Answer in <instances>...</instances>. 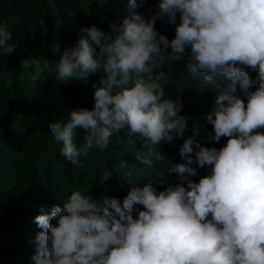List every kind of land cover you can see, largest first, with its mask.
I'll use <instances>...</instances> for the list:
<instances>
[{"label": "clouds", "instance_id": "1", "mask_svg": "<svg viewBox=\"0 0 264 264\" xmlns=\"http://www.w3.org/2000/svg\"><path fill=\"white\" fill-rule=\"evenodd\" d=\"M48 4L56 9L54 0ZM139 6L137 0H129L130 15L119 27L112 23L111 33L92 25L82 28L75 45L62 53L57 44L54 51L60 58L55 65L42 57L22 62L23 69L43 70L58 82L74 78L87 82L101 68L106 73L99 87L92 84V110H73L67 119L48 124L54 139L62 142L61 154L73 166L83 167L81 157L90 150L102 151L115 133L127 128L129 137L144 139L148 152L139 158L145 165L163 160L153 145L183 137L189 117L180 114V98H165L161 84L165 73L154 69L180 59L187 49L192 78L220 88L205 118L214 130L208 139L219 142L228 137L226 146L218 150L194 144V137L185 139L179 155L186 163L168 169L177 174L179 183L163 191L151 183L132 187L122 206L117 198L101 202L75 190L63 207L53 206L50 214L42 207L43 214L34 222L43 231L36 234L32 260L35 264H264V132L256 131L264 129V0H160L148 18L135 11ZM178 13L180 23L169 40L155 24L167 17L176 25ZM39 23L44 26V20ZM12 39L7 22L0 21V54L15 50L17 45L9 43ZM248 68L258 73L255 79ZM218 81L230 83L220 87ZM237 83L246 104L235 94ZM78 128L86 133L80 147L74 142ZM194 147L195 162L211 168L198 183L190 178L197 175L189 155ZM111 176L105 171L100 182Z\"/></svg>", "mask_w": 264, "mask_h": 264}, {"label": "trees", "instance_id": "2", "mask_svg": "<svg viewBox=\"0 0 264 264\" xmlns=\"http://www.w3.org/2000/svg\"><path fill=\"white\" fill-rule=\"evenodd\" d=\"M54 3L55 10L49 7L48 0H0V21H6L12 33L9 43L17 45L11 54H0V264H35L32 260L35 237L43 230L34 221L43 214L42 207L50 214L53 206L63 207L75 190L101 202L105 197L117 198L122 206L132 187L151 183L163 191L179 183L177 174L168 169L186 163L179 155L185 139L194 137V144L218 150L228 140V137H222L219 142L208 139L214 130L205 117L214 107L220 88L204 84L202 78H192L187 70L190 52L187 49L180 59L154 69V73H165L161 80L165 98H180L183 103L180 114L189 117L183 137L173 143L162 141L153 145L164 159L145 165L139 158L148 152L143 146L144 139L139 135L129 137L125 128L115 133L102 151L90 150L87 157H81L83 167L73 166L61 154L62 142L54 139L48 124L67 119L73 110H92L95 91L92 84L99 87V80L106 78V73L101 68L90 74L87 82L78 78L58 82L43 70L32 77L34 70L23 69L22 62L29 57H42L55 65L60 58L55 46H60V53L74 46L85 27L96 25L111 33L112 23L119 27L130 15L129 0H54ZM159 3L160 0H145L140 4L137 0L140 6L135 11L148 18ZM40 20H44L43 27ZM165 20H157L155 28L169 40L174 39L179 13L176 25L167 17ZM93 47L100 51L94 43ZM167 51L171 53V48ZM246 70L252 79L258 75L251 68ZM227 83L230 81H218L220 87ZM116 91L114 88L112 94ZM235 94L247 103L239 83ZM256 131L264 132V129ZM85 135L84 129H76L77 147L84 143ZM129 139L134 143H129ZM197 150L194 147L189 155L193 159L191 167L197 172L190 178L198 183L200 178L211 174V168H202L195 162ZM105 171L112 176L101 183ZM136 207L143 210V206ZM134 215L138 216V212Z\"/></svg>", "mask_w": 264, "mask_h": 264}, {"label": "rangeland", "instance_id": "3", "mask_svg": "<svg viewBox=\"0 0 264 264\" xmlns=\"http://www.w3.org/2000/svg\"><path fill=\"white\" fill-rule=\"evenodd\" d=\"M39 73H40V72H39ZM39 73L33 71L31 75H32V77H35V76H37Z\"/></svg>", "mask_w": 264, "mask_h": 264}]
</instances>
